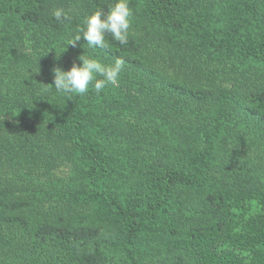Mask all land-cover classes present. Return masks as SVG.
I'll use <instances>...</instances> for the list:
<instances>
[{"label": "trees", "instance_id": "trees-1", "mask_svg": "<svg viewBox=\"0 0 264 264\" xmlns=\"http://www.w3.org/2000/svg\"><path fill=\"white\" fill-rule=\"evenodd\" d=\"M55 1L0 0V15L8 16L13 9L17 17L12 19L30 25L34 35L32 53L23 57L12 50L13 33L0 27V172L15 170L9 180L0 176V264H141L137 245L147 222L177 202L210 221L173 243L187 250L192 261L174 255L171 264H247L243 253L252 264H264V189L251 177L236 175L212 184L191 171L163 165L173 148L146 133L145 126L155 122L153 115L128 103L110 115L122 123L106 130L113 141L105 148L111 155L134 141L150 148L135 159L134 168L128 166L120 179L111 181L134 191L125 199L113 197L109 186L97 185L98 179L84 180L86 173L55 181L49 176L58 167L54 160L71 157L67 144L73 136H83L85 119L69 99L73 94L58 101L51 86L41 93L42 85L16 79L21 66L29 64L48 82L53 78V85L49 67H72L67 61L49 60L55 49L65 48L62 53L78 65V57L85 54L105 64L118 57L125 68L117 85L108 86L112 94L123 93L131 100L143 95L150 110H181L187 117L212 110L222 117L234 113L241 124L250 115L238 107L247 102L251 116L264 125V0H219L224 5L215 0H134L133 8L141 11L139 23L151 32L131 33L123 46L108 35L105 49L90 48L82 37L75 47L67 44L81 35L87 16L99 9L107 12L115 0H89L84 16L70 21L54 19L49 10ZM213 9L219 22L204 29ZM245 75L256 78L255 83ZM5 118L11 121L2 123ZM205 156L203 163L213 161L211 153ZM35 174L42 179L33 178ZM129 195L133 198L128 200ZM252 202L258 210L247 214ZM84 204L87 210L81 209Z\"/></svg>", "mask_w": 264, "mask_h": 264}, {"label": "rangeland", "instance_id": "rangeland-1", "mask_svg": "<svg viewBox=\"0 0 264 264\" xmlns=\"http://www.w3.org/2000/svg\"><path fill=\"white\" fill-rule=\"evenodd\" d=\"M88 1L57 0L50 7L49 11L52 14L55 9L63 7L71 16V19H80L87 11L86 4ZM227 1L230 3L232 0ZM132 2L134 0H129V6L134 13L130 33L136 32L145 35L150 29L139 23L141 11L139 8L134 9ZM215 2L220 3L219 0H215ZM136 4L141 8L143 6L141 1ZM220 4L222 5L223 2ZM197 10H201V8L197 7ZM215 10L209 16L212 19H206L207 22L202 23L204 29L214 27V24L219 22ZM7 15L4 17L0 15V18H4V21L2 23L0 22V27H6L8 33H13L15 39H13L12 50H19L20 55L26 57L32 53L30 46L34 44V35L29 30L32 27L30 25L27 27L25 24L18 23L16 19H12V17H17L13 9ZM222 16L224 20L229 18L226 15ZM154 33L159 34L157 31ZM171 34L174 35V33ZM49 60L51 62L67 61L72 63V65L74 63L70 56L66 55V53H61L57 49L49 53ZM53 66L48 68L49 72H53V69L56 68ZM20 69L21 71L16 77L17 80L40 86L41 84L50 85L52 83L53 78H50L48 82L49 78H44L43 73L38 71V67L25 64ZM160 70L163 72V69ZM172 76L176 78L173 74ZM245 77L251 81L249 83H255L256 78H252L249 75H245ZM176 79H182V77ZM242 81V79L239 80V83ZM108 88L97 95L94 89L90 87L88 94L84 96L73 94L69 98L72 105L82 113L85 119V132L82 134V137L73 136V142L67 144V147H72L73 151L70 158H68L69 155H65L64 159L59 158L58 160H54L55 162L58 161V167L53 169L52 172L54 174L49 173V176L52 177L54 175L55 181L67 177L71 178L76 172L79 174L86 173L89 177L84 180L88 181L90 178L93 180L98 179L97 185L99 184L103 187L109 186L111 190L110 195L113 197L125 199L126 195L134 191L135 187L122 189L121 187H124L123 184L119 187V185L112 184L111 181L113 179H120V176L128 169V166L134 168L135 159L139 156L142 159L141 155L146 154L150 148L147 150L135 141L134 143H129L130 146H125V151L113 152V155L105 148L108 141L110 143L113 141V136L107 135L106 130L119 127L122 123L121 120L115 121L119 119V116L115 118V116L111 117L110 115L114 112L116 113L122 107L127 106L128 103H132L133 105H138L140 108H144L146 113H150L149 115H153L155 119V122L145 126L146 133L150 132L154 135V138L158 137L163 143L173 148L170 151L169 162L163 165H168L185 173L191 171L193 176L197 175V178L212 184L225 180L231 181L234 176L243 175L246 179L251 177L252 183L258 186L261 185V188L264 189V125L251 116V105L249 107L247 102L238 107L250 115L246 118L245 123L241 124L242 122H240V119L234 113L222 117L217 111L212 110L204 116L193 114L187 117V114L186 116L181 114V110H174L173 113L175 114L150 110L145 105L147 103L145 96L137 95L133 100L124 99L123 93L112 94ZM56 94L57 96L55 97H58V101H61L67 95ZM246 99L248 100V98ZM228 109L231 111L230 107ZM2 118L0 117V119ZM10 121L11 119L5 118L2 123ZM130 121L135 125L139 123L135 119H131ZM218 123H222V125L219 126ZM27 125L32 126L33 124L29 122ZM121 134L119 133L117 135L121 136ZM104 135L108 136V138ZM0 138L2 139V137ZM210 142H212V148H210ZM207 153H211L214 156L211 157L213 161L203 163L202 159L206 157L205 155ZM14 172L15 170L12 169H4V172H0V176H5L9 180ZM32 177L42 179L43 175L35 174ZM43 181H46V179H43ZM128 191L131 192L127 193ZM131 198L133 197L129 195L128 200ZM94 208L98 209V206L95 205ZM81 209L87 210V205L84 204ZM257 210L258 206L255 202H252L251 208L246 213H255ZM209 221L199 210L185 207L179 202L173 208L167 207L165 210H161L147 222V229L144 231L143 240L137 245L141 264H171L175 261L174 255L182 256L185 260L191 262L192 256L188 251L178 249L173 243L174 241H179L180 237L183 238L188 232L195 231L199 227H204ZM5 253L9 255L7 250H5ZM243 256L247 264H252L247 253H243ZM102 264L117 263L107 260V262Z\"/></svg>", "mask_w": 264, "mask_h": 264}, {"label": "clouds", "instance_id": "clouds-1", "mask_svg": "<svg viewBox=\"0 0 264 264\" xmlns=\"http://www.w3.org/2000/svg\"><path fill=\"white\" fill-rule=\"evenodd\" d=\"M52 15L56 21L71 20V16L63 7L55 9ZM133 15L129 0H115L107 12L99 9L87 16L83 22L84 28L79 30L81 35L75 36L67 45L75 47L82 37L90 48L105 49L108 47V35L120 45H126L131 34ZM65 50L64 48L63 51ZM78 60L80 64L73 63L70 70L54 68V86L38 83L42 85L41 93L50 91L51 86L58 94L84 96L91 87L99 95L108 86L117 84L125 68V61L118 57L109 64L86 54L78 57Z\"/></svg>", "mask_w": 264, "mask_h": 264}]
</instances>
